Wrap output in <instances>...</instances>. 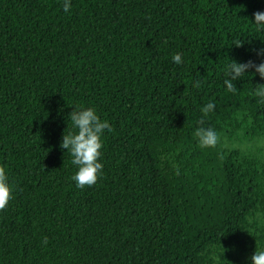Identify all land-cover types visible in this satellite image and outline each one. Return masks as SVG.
I'll list each match as a JSON object with an SVG mask.
<instances>
[{"label": "trees", "instance_id": "16d2710c", "mask_svg": "<svg viewBox=\"0 0 264 264\" xmlns=\"http://www.w3.org/2000/svg\"><path fill=\"white\" fill-rule=\"evenodd\" d=\"M62 2L0 0V165L15 189L0 264H250L264 248V160L201 149L194 130L264 138L262 81L231 94L221 72L260 62L251 22L264 0ZM76 105L112 128L103 174L83 188L60 148Z\"/></svg>", "mask_w": 264, "mask_h": 264}, {"label": "clouds", "instance_id": "9594fccd", "mask_svg": "<svg viewBox=\"0 0 264 264\" xmlns=\"http://www.w3.org/2000/svg\"><path fill=\"white\" fill-rule=\"evenodd\" d=\"M72 7V0H63L62 9L68 13ZM252 25L258 33L264 34V11L253 13ZM237 47L240 44H236ZM257 59H249L245 62L229 60L221 68L223 75V86L227 93L235 94L238 91L236 82L251 76H258L261 83L251 84V95L256 99L258 105H264V47L253 49ZM182 57L173 56L171 63L180 67ZM203 86V81L193 79L191 87L199 90ZM201 119L199 123L204 124V119L209 117L216 110L215 102H208L200 107ZM71 120V130L62 134L60 143L61 149H66L71 157V164L75 166L76 172L71 177L76 187L94 185L103 174V164L101 163L103 147V136L105 131L111 132L112 128L108 120L101 119L95 107H84L76 105L69 113ZM196 142L201 149H217L226 147V141L213 127H197L194 130ZM179 175V169H176ZM14 186L9 182V175L4 166L0 165V210H3L13 198ZM47 242L46 240L44 241ZM224 252V251H223ZM219 256L213 255L214 264H219ZM250 264H264V248L255 249L250 257Z\"/></svg>", "mask_w": 264, "mask_h": 264}, {"label": "rangeland", "instance_id": "374dc122", "mask_svg": "<svg viewBox=\"0 0 264 264\" xmlns=\"http://www.w3.org/2000/svg\"><path fill=\"white\" fill-rule=\"evenodd\" d=\"M222 139L226 141L227 146L221 149L235 151L243 155H248L259 161L264 160V138L254 140L239 139L241 135L230 137L228 133H223Z\"/></svg>", "mask_w": 264, "mask_h": 264}]
</instances>
